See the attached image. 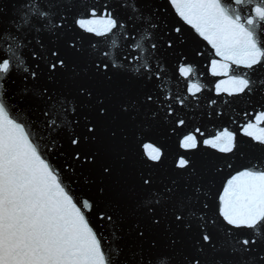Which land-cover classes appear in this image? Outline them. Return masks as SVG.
Masks as SVG:
<instances>
[{
    "label": "snow or ice",
    "instance_id": "6c2138e0",
    "mask_svg": "<svg viewBox=\"0 0 264 264\" xmlns=\"http://www.w3.org/2000/svg\"><path fill=\"white\" fill-rule=\"evenodd\" d=\"M0 264H264V0L0 8Z\"/></svg>",
    "mask_w": 264,
    "mask_h": 264
},
{
    "label": "water",
    "instance_id": "95a60500",
    "mask_svg": "<svg viewBox=\"0 0 264 264\" xmlns=\"http://www.w3.org/2000/svg\"><path fill=\"white\" fill-rule=\"evenodd\" d=\"M17 2V0H0V8L3 7H11L13 4H15ZM185 28H188V26H185ZM189 31H192L191 29H188ZM77 31H82L80 29H77ZM85 36L88 35H93V34H89V33H83ZM93 39H97L96 37H94L93 35ZM112 41H115V45H113L111 42H109V47H110V51H112L113 53L115 52V48L119 46V44L121 43L120 39H119V34H117V36L112 37ZM201 43H205L201 41ZM208 50L210 51V46L208 48ZM194 51V49H189V60L193 61V63H195L197 65V70L201 73L200 79L203 81L204 80V76L203 73L205 71V65H208V67H210V64H208L207 61H202V58L197 57L195 60H193V57L191 55V52ZM207 79L209 80H219V79H223V77H219V78H213L211 76H208ZM165 86H167V81L165 82ZM214 88V86H213ZM210 95V93H208L207 90H205V92L202 94V96L206 99L207 96ZM224 98H227L226 96ZM237 105L239 108H244L245 105L243 103H240L239 101H237ZM204 110L207 111L208 109L206 108V106L204 107ZM234 115V114H232ZM200 120L201 118L199 116L196 117L195 123L196 124H200ZM221 124H227L230 128H232L233 130L236 129V125H232L231 124V119L229 116H225L222 120L218 121L214 127V125L212 123H206V125L204 127H202V131H205L206 134H214V132L217 130V128L220 127ZM170 137V138H169ZM169 137H165L163 135H158L156 137H153V139L155 141H157L160 145H162L164 147V151L166 153V156L164 158V162H163V167L161 168V174H164L165 172H167V170L172 167V156L174 154V152L176 151V146H175V141L177 139L176 136H172L171 134H169ZM202 139V138H201ZM246 139V138H243ZM242 146H246V145H242ZM141 151H143V149L141 148ZM204 151H208L211 152L212 150L208 149V150H201L200 152L197 153L195 159H197L200 162H204L206 160V157H204L203 153ZM146 159V157H145ZM225 171L227 172L228 170L225 169Z\"/></svg>",
    "mask_w": 264,
    "mask_h": 264
}]
</instances>
